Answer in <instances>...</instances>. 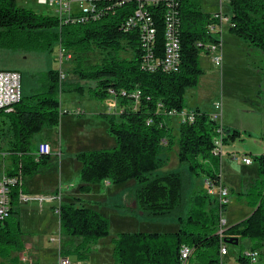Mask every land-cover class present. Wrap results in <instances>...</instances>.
Returning <instances> with one entry per match:
<instances>
[{"label": "trees", "instance_id": "1", "mask_svg": "<svg viewBox=\"0 0 264 264\" xmlns=\"http://www.w3.org/2000/svg\"><path fill=\"white\" fill-rule=\"evenodd\" d=\"M229 1V33L264 54V0ZM134 6L105 10L98 21L65 25L50 14L20 8L15 0H0V51L47 54L62 47L72 53L67 62H74L75 77L67 80L59 69L39 73V89L22 97L11 113L0 112V150L9 153L12 161L6 174L24 182L12 190L10 214L0 220L3 264H18L19 254L25 250L21 194H28L25 181L52 161L51 155H39L38 147L33 149V141L45 129L60 126L66 113L62 93L88 94L99 101L113 98L121 108L119 113L95 115L107 124L106 131L116 146L77 154L81 195L64 194L68 201L64 199L60 205V232L65 239L62 256L88 262L92 246L110 234V220L79 196L92 194L95 186L105 182L122 185L131 180L137 184L133 191L136 204L128 211L148 220L175 219L179 228L166 233H120L113 240V264H181L184 246L193 250L190 264H220L221 239L229 248L248 241L250 250L264 255V154L249 155L259 166L254 184L241 194L252 209L251 215L228 227L222 237L218 234V200L205 190L189 194L193 175L205 174L204 180L214 186L222 184L217 171L222 155L213 154L220 123L201 109L185 105L186 91L197 88L204 75L202 53H208L209 45H221V34L213 33L210 26L220 27L221 23L203 10L201 0H162L150 12L157 26L153 53L162 56L167 15L173 14L170 18L181 44V63L176 71L148 72L142 69L145 51L140 32H125L124 23ZM95 51L103 55L100 62L87 65V55ZM129 53L131 59L121 57ZM184 110L195 117L181 122L175 134L170 113ZM224 130V145L242 134L252 138L251 133L229 127ZM175 147L180 170L166 171L164 152L171 153ZM185 165L188 171L182 170ZM242 253L237 261L247 264Z\"/></svg>", "mask_w": 264, "mask_h": 264}, {"label": "rangeland", "instance_id": "2", "mask_svg": "<svg viewBox=\"0 0 264 264\" xmlns=\"http://www.w3.org/2000/svg\"><path fill=\"white\" fill-rule=\"evenodd\" d=\"M15 1L20 8L45 14L50 12L48 8L39 4L38 0ZM201 2L205 12H220L230 8L229 4H220L219 0H201ZM227 28L228 26L225 25L223 35H221L222 52L217 54L213 52L211 54L210 52L207 54L202 53L200 61L204 75L197 88L186 91L185 105L188 109L198 107L203 112L211 115L216 112L215 106L221 104L222 110L219 111L221 113L219 121L223 120L224 123H230L231 128L246 129L249 132L245 131V133H251L253 138V141H248L250 137L246 135L247 141L239 142L237 140L240 151H238L239 153H230V159L233 154H238L239 157L242 155L257 156L260 150L256 142L264 141V54L228 33ZM58 53L59 47H55L53 52L47 54L0 51V70H16L21 74V93L22 97L25 98L39 89L40 84L37 77L39 73L59 69L67 75V80H75L72 73L74 62L61 64ZM220 54L223 57V70L216 66L213 61L214 57ZM102 56L99 51L90 53L86 57L87 65L99 63ZM121 57L131 59L132 54H121ZM60 99L62 109L64 112L66 111L62 116L61 124L54 129L45 130L52 133L54 141L57 140L55 147H61V161L53 154L48 167L43 168L34 178L25 181L28 187H26V190H30L29 195L53 193L55 189H59L60 185L64 190V194H68V197L81 195L79 194L81 164L77 160V154L110 149L116 146L115 139L106 131L107 124L95 117L96 114L100 113H119L121 111L120 106L113 98L99 101L92 99L88 94L62 93ZM77 111H82V114H77ZM172 120L175 121V134H178L180 119L172 118ZM45 130L34 137V150L37 149L40 141L46 138ZM232 150L230 147H223L224 160L227 162L224 166V172L227 174L233 173L237 165H242L240 162H234L235 164H233L229 161L227 151L231 152ZM163 156L168 159L164 170H180L178 147H175L171 153L164 152ZM0 161L1 179L5 171L11 168V165L8 166L7 162L4 164L2 160ZM1 163L4 164V168ZM5 166L8 167L5 168ZM237 168L239 172H236L235 175H245V168L240 169L239 166ZM257 168L258 165L254 164L250 173ZM220 169L221 167L217 171H220ZM182 170L188 171V167L185 165ZM205 177L206 175L201 173L200 176H192L190 195L194 191L203 190ZM136 187L135 180L122 185H109L105 182L95 186L92 194L84 196L88 206L100 211L111 222L109 236L92 246L88 260L90 264L113 263V240L120 233H166L175 231L179 226L178 221L175 219L148 220L128 211V207L136 204L133 195ZM238 195V192L230 193L231 201L225 213L227 227L240 223L252 212V209L243 200H239ZM68 197L65 196L64 199L66 200ZM51 206L48 203L41 204L32 201L22 203L19 207L22 229L26 232L24 237L35 243V255H38V257L34 261H39L40 264H54L57 262L59 251L64 247L65 239H63L60 232L59 217L53 212ZM58 236H61L60 248L57 242H51V239ZM248 243V241H242L239 246H231L227 258L228 263H237V259L241 257V254L236 255L241 252L242 247L246 249ZM30 250L31 248L26 246L25 241L24 251L33 254L34 252ZM230 250L235 252V255ZM68 258L74 264L79 262L73 255ZM257 264H264V255Z\"/></svg>", "mask_w": 264, "mask_h": 264}, {"label": "built area", "instance_id": "3", "mask_svg": "<svg viewBox=\"0 0 264 264\" xmlns=\"http://www.w3.org/2000/svg\"><path fill=\"white\" fill-rule=\"evenodd\" d=\"M162 0H38L39 4L45 6L49 9V14L60 19L62 24H85L89 22H94L100 20L105 10H110L113 12L117 8L130 6L135 3L133 13L125 21V32L136 29L140 32L141 42L144 48V62L142 64V69L148 72H155L157 70H163L166 72L176 71L181 63V44L176 36L174 29L173 19L170 18L173 14H168V23L165 27V44L163 48V54L161 57L156 56L153 53V46L156 42L157 37V26L154 18L151 16V8L159 6ZM228 0H219L220 4H229ZM216 20L221 23L220 27L210 26V30L213 33L219 32L222 35L225 25L230 26V19L226 16V13L220 11L213 14ZM221 39V38H220ZM207 52L221 53L222 52V42L220 47L209 45L207 47ZM59 59L61 64L70 61L72 58V53L66 51L64 48L59 47ZM214 63L216 66L223 70V57L222 55H216L214 57ZM21 74L14 70H0V112L11 113L14 106L20 103L22 100L21 93ZM216 112L212 113L213 119L220 123V129L218 130L220 136L216 142V147L213 152L214 156L220 157L223 154L224 142L223 139L227 136L224 130V125L221 123L220 117L222 110V105L217 104L215 106ZM80 113V111H78ZM171 118H179L180 123L185 120L194 119V113L184 110L177 114L176 111L170 113ZM39 155H53L58 152L54 150L52 146L46 142H41L38 145ZM264 154V150H263ZM0 156H7L6 153L0 151ZM61 159L60 155H58ZM235 162H242L247 166L253 164V159L249 155H242L239 157L238 154H233L232 158ZM24 182L20 181L18 177H9L4 174L0 179V220L6 219L12 208V190L17 186H22ZM222 183V182H221ZM205 191L213 198L218 200V213L220 215L219 221V231L218 234L222 237L224 231L228 228L227 221L225 219V213L230 205V190L226 188L223 184L219 186H214L210 180L204 181ZM69 189V187H67ZM63 188L59 187L56 193L48 195H37L32 196L28 194H21V199L23 203H28L32 201H37L41 204L48 203L51 204L54 213L59 217L60 215V205L64 200ZM51 239V242H57L60 248V238ZM61 250L59 251V258L54 264H74L66 256L61 255ZM229 246L224 243L223 239L220 241V264H230L228 263L229 257ZM193 254V250L187 246H184L181 250V264H189V260ZM242 257L248 261L247 264H257L262 260V252L256 250H245L242 253ZM0 264H3L0 262ZM18 264H38L34 262H27L23 260ZM76 264H90L89 262H76ZM113 264V263H112ZM235 264H241L237 261Z\"/></svg>", "mask_w": 264, "mask_h": 264}, {"label": "crops", "instance_id": "4", "mask_svg": "<svg viewBox=\"0 0 264 264\" xmlns=\"http://www.w3.org/2000/svg\"><path fill=\"white\" fill-rule=\"evenodd\" d=\"M202 8H203V6H202ZM223 12H225V13H230V8L229 9H227L226 11H223ZM207 13H211V14H214V13H218V11H210V12H207ZM225 28V27H224ZM229 28V27H228ZM228 28H227V31H228ZM228 33H229V31H228ZM222 35H223V32H222ZM221 39H222V37H221ZM222 47H223V43H222ZM211 54V53H210ZM14 71H16V70H14ZM198 107H196V109H197ZM192 110H195L194 108L192 109ZM251 112H255V111H251ZM77 114H78V111L76 112ZM80 114H82V111H80ZM174 120H172V127L175 129V126H174ZM221 123L225 126V127H229V128H231V126H230V123H224V121L222 120L221 121ZM232 129H237V130H240V131H247L246 129H243V130H241V129H239V128H236V127H232ZM176 131V130H175ZM175 131H174V133H175ZM247 132H249V131H247ZM45 136H46V138L45 139H43L42 141H40V143L41 142H46V143H48V144H50L51 146H52V148L54 149V150H59L58 152H56V153H54L55 154V156L56 157H59L58 155H60V157L62 156V151H61V147L60 148H56L55 146H56V144H57V140H55L54 141V139H53V137H52V133L50 132V131H48V130H45ZM253 138H250L248 141H253L252 140ZM237 140H239V142H242V141H247L246 140V136L245 135H241V137H239ZM237 140H235V141H229V143L227 144V145H224V147H230V148H232L233 150L230 152V151H227V154H228V159H229V161L231 162V163H233V164H235L234 162L235 161H233L232 159H230V157H229V154L230 153H239L238 151H240V149L238 148V144H237ZM256 143H258V146H259V153H258V155H261V154H263V150H264V141H259V142H256ZM59 146H60V143H59ZM245 147H246V144H245ZM2 153H6L7 154V156H4V157H2V156H0V160H2V162L5 164V162H7L8 163V166H10L11 165V158H10V154L9 153H7V152H5V150H0ZM236 151V152H235ZM60 161H61V159H59ZM233 161V162H232ZM1 162V161H0ZM221 169H220V175H221V180H222V184L226 187V188H228L229 190H230V193H235V192H238V196H239V200H243V199H241V194L242 193H244V192H246L253 184H254V182H255V180L257 179V174H258V168L256 169V170H254L252 173H250V171L252 170V167L254 166V164L255 163H253L252 165H250V166H247V165H245L244 163H242V162H240L242 165H237V166H239L240 167V169H242V168H245V175H243V176H239V175H235V173L236 172H239V170L237 171V166L235 167L236 169H235V171L233 172V173H229V174H227V173H225L224 172V166L226 165V161L224 160V154H222V158H221ZM2 164V163H1ZM4 164H2L3 165V168H4ZM8 166H5V168H7ZM12 166V165H11ZM259 167V166H258ZM8 170V169H7ZM4 174H6V171H5V173ZM233 178V179H232ZM205 181V180H204ZM204 181H203V184H204ZM109 184V183H108ZM110 185V184H109ZM25 186H26V184H25ZM27 187V186H26ZM28 188V187H27ZM95 188V187H94ZM203 190H205V187L203 188ZM244 190V191H243ZM94 191V190H93ZM27 192H30V190L28 189V191ZM57 192V189H55V191L53 192V193H49V194H54V193H56ZM28 195H29V193H28ZM37 195H48V194H36V195H32V196H37ZM68 195V194H67ZM74 196H76V197H78V195H73V196H70V197H74ZM84 196H86V195H83V196H79V197H81V199H83V200H85V197ZM88 196V195H87ZM244 201V200H243ZM245 202V201H244ZM23 203V202H22ZM23 204H25V203H23ZM52 208V207H51ZM53 210V209H52ZM228 210V209H227ZM54 212V211H53ZM252 213V212H251ZM251 213L248 215V216H250L251 215ZM247 216V217H248ZM59 226H60V224H59ZM163 226V225H162ZM166 227V226H165ZM178 228H179V226L175 229V231H177L178 230ZM175 231H173V232H175ZM25 233V235H26V232H24ZM24 240L26 241V246L28 247V248H31V250L30 251H32V252H34L33 254L31 253V252H22L20 255H19V257H20V263L23 261V260H25V261H27V262H30V261H34L35 260V258H36V260H37V257H38V255H35V252H36V247H35V243L34 242H30L29 240H27V239H25V237H24ZM30 246H32V247H30ZM249 244H247V248L246 249H244V250H250L249 249ZM230 249H231V247H230ZM231 251V250H230ZM232 252V251H231ZM242 253V251L241 252H239L236 256H238V255H240ZM232 254H234L235 255V252H232ZM34 257V258H33ZM236 260V259H235ZM234 260V261H235ZM34 262H37V263H39V261H34ZM40 264V263H39Z\"/></svg>", "mask_w": 264, "mask_h": 264}, {"label": "water", "instance_id": "5", "mask_svg": "<svg viewBox=\"0 0 264 264\" xmlns=\"http://www.w3.org/2000/svg\"><path fill=\"white\" fill-rule=\"evenodd\" d=\"M236 245H238V241H236Z\"/></svg>", "mask_w": 264, "mask_h": 264}]
</instances>
